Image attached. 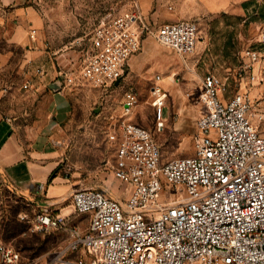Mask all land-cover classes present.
Instances as JSON below:
<instances>
[{"label": "built area", "instance_id": "built-area-1", "mask_svg": "<svg viewBox=\"0 0 264 264\" xmlns=\"http://www.w3.org/2000/svg\"><path fill=\"white\" fill-rule=\"evenodd\" d=\"M149 30L136 2L102 20L80 78L105 90L118 86ZM154 35L181 56L194 54L200 41L195 20L164 23ZM259 43L264 46V26ZM241 59L240 74L249 72L252 86L264 85V52L248 48ZM61 78L64 85L73 84L68 75ZM229 90L227 80L212 73L203 77L205 111L197 119L191 156L164 160L150 130L127 118L112 124L106 132L116 153L110 170L124 199L99 188L75 190V212L90 217L85 232L68 229L66 216L44 204L32 229L67 230L66 246L43 263L0 240V264H264V136L253 122L251 93L228 95ZM152 97L159 131L165 126L167 92L156 85ZM137 104L136 91L129 89L123 115H131ZM37 189L42 192L45 185ZM165 189L176 193L161 201ZM80 249L85 259L71 257Z\"/></svg>", "mask_w": 264, "mask_h": 264}, {"label": "rangeland", "instance_id": "rangeland-1", "mask_svg": "<svg viewBox=\"0 0 264 264\" xmlns=\"http://www.w3.org/2000/svg\"><path fill=\"white\" fill-rule=\"evenodd\" d=\"M28 4L42 22L40 27L33 26V30L42 37L56 63L58 76L73 79V84L66 88L63 111L56 115L59 126L52 132L62 150L61 163L54 174L59 176L57 185L65 192L55 197L57 202H51V207L64 212L68 229L76 227L85 232L90 223L89 216L74 210L75 190L99 188L112 197L124 199L121 183L110 170L116 153L106 132L112 124L127 118L150 130L164 160L194 154L197 119L205 111L201 84L209 73L228 81V95L238 91L251 93L253 122L264 136V85L253 88L250 73L240 74L241 55L246 49L264 52L258 41L261 31L258 26L263 21L253 16L262 7L260 4H244L243 17H250L246 21L232 18L230 13L201 17L200 41L196 52L188 56L162 45L154 35L160 25L152 20L147 23L150 30L143 35L139 51L130 58L119 85L107 90L92 86L80 78L79 72L91 49L95 27L102 20L130 9L131 0H28ZM156 85L167 92L165 126L159 131L152 106V89ZM129 89L136 91L138 104L126 117L123 104ZM175 193L165 189L160 200ZM42 197L31 199L0 187V240L16 247L27 259L49 263L71 236L67 230L32 229L33 218L43 206L39 203L44 200ZM78 256L86 258L81 249L71 255Z\"/></svg>", "mask_w": 264, "mask_h": 264}, {"label": "crops", "instance_id": "crops-1", "mask_svg": "<svg viewBox=\"0 0 264 264\" xmlns=\"http://www.w3.org/2000/svg\"><path fill=\"white\" fill-rule=\"evenodd\" d=\"M131 2L130 8L138 3L146 23L154 20L160 26L182 20H195L199 25L203 16L228 13L232 18L246 21L250 17H243L244 4L256 3L262 6L253 15L263 21L258 26L261 30L259 39L263 31L264 4L259 0ZM41 25L28 0H0V187L31 199L44 196V200L39 201L44 205L55 203V197L65 192L57 185L59 176L54 174L61 163L62 150L52 132L59 126L56 115L63 111L69 84L63 83L59 92L49 88L60 77L42 37L33 34V26ZM24 84L29 87L23 88ZM39 184L45 185L42 192L37 189ZM57 212L65 216L62 210Z\"/></svg>", "mask_w": 264, "mask_h": 264}, {"label": "water", "instance_id": "water-1", "mask_svg": "<svg viewBox=\"0 0 264 264\" xmlns=\"http://www.w3.org/2000/svg\"><path fill=\"white\" fill-rule=\"evenodd\" d=\"M119 83V81L117 82V84ZM49 88L54 91V92H59L62 90L63 88V80L62 78H58L57 80L53 81L50 85Z\"/></svg>", "mask_w": 264, "mask_h": 264}]
</instances>
